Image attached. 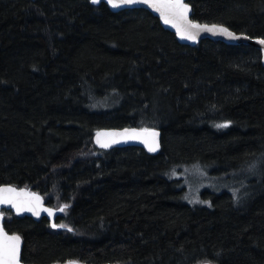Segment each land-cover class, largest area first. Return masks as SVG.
Instances as JSON below:
<instances>
[{"label":"trees","instance_id":"16d2710c","mask_svg":"<svg viewBox=\"0 0 264 264\" xmlns=\"http://www.w3.org/2000/svg\"><path fill=\"white\" fill-rule=\"evenodd\" d=\"M188 3L194 21L264 38V0ZM126 126L159 128V153L94 146L96 130ZM179 165H205L239 190L203 191L209 205L192 206ZM4 184L59 211L50 221L3 210L28 264H264L259 50L180 43L142 8L0 0Z\"/></svg>","mask_w":264,"mask_h":264},{"label":"snow or ice","instance_id":"6c2138e0","mask_svg":"<svg viewBox=\"0 0 264 264\" xmlns=\"http://www.w3.org/2000/svg\"><path fill=\"white\" fill-rule=\"evenodd\" d=\"M93 4L100 3V0H92ZM107 3L112 8H118L122 5H128L133 3H145L150 7H153L160 13L161 19L165 24L171 23L173 27H176L177 34L181 38L195 39L196 32L208 31V32H219L231 38H238L236 34L229 31L228 28L222 25H201L197 22L188 19L189 6L184 0H107ZM179 21V23H177ZM183 25V27L181 26ZM247 38V37H245ZM257 43L264 46V38H258ZM229 122L219 124L217 127H227ZM126 135L128 139H140L142 143L148 148L149 152L156 151L158 143L156 137L159 135L158 132L149 129H142L140 132L133 129L131 132L125 129L124 133H96V143L101 147L107 148L110 146L108 141L102 140V136H120ZM113 139L111 143H116ZM39 200L38 196L33 195L31 199L20 200L19 194L11 186L0 187V204L9 205L16 210L19 214L22 211H30L33 215H39ZM67 205L64 206L66 208ZM52 215L50 209H45ZM63 211V208L61 209ZM4 213L0 212V219H2ZM53 228L66 227V225L53 224ZM72 231L71 228L68 229ZM20 242L21 237L17 234L8 235L0 226V264H20ZM67 264H79L78 261H69Z\"/></svg>","mask_w":264,"mask_h":264},{"label":"water","instance_id":"95a60500","mask_svg":"<svg viewBox=\"0 0 264 264\" xmlns=\"http://www.w3.org/2000/svg\"><path fill=\"white\" fill-rule=\"evenodd\" d=\"M188 1L189 0H184V2L186 4H188V6H189L188 19L191 21H194V20H192V17H191V14H192L191 6L188 3ZM90 2L92 3V0H90ZM101 2L108 5L107 0H100V3ZM98 4H94V5H98ZM108 7L112 11H115V12L120 11V10H125V9H137V8L146 9L159 19L160 24L165 29L174 33V35L176 36V38L178 39V41L180 43H183L186 45L194 46L200 40L205 39V38L210 39V40H214V41H222V42H224L226 44H230V45H237V44L251 45V46H253L259 50L260 55H261V61H262V64L264 65V46H261L259 43H257V39L263 38V37H250V36L242 34V33H236L233 30L229 29L228 27H226L222 24H218V23H206V22L201 23L198 21H194V22H197L201 25H214V24L215 25H222V26L228 28L229 31L235 33L236 37H238V38H231V37H228V36H226L222 33H219V32L213 33V32H208V31L196 32L195 39L181 38V36L177 34L176 27H173L171 23L165 24L164 21L161 19L160 13L158 11H156L153 7H150L148 4L133 3V4H128V5H122L118 8H112L109 5H108ZM177 23H179V21H177ZM181 26L183 27V25H181ZM245 37H247V38H245ZM125 129L129 130V132H131V130H133V129L137 130V132H140V130H142V129H149V130H154V131L158 132L159 135L156 137L158 147H157L156 151L149 152L148 148L145 146L144 143L141 142L140 139H128L126 135H120V136H115V137H113V136H102L101 139L108 141L110 144V146L107 148L101 147L99 144L96 143V133L97 132H101V133H124ZM113 139H115L117 142L111 143V141ZM92 141H93L94 146L98 149H101V150H110L113 148H124V147L134 146V147H139V148L143 149L146 153H148L150 155H155V154L159 153V151L161 149V130L159 128L158 129L157 128H141V127H136V126H126V127H121V128H100L94 132V134L92 136ZM3 186H11L12 188H14L16 190V193L19 194L20 200L31 199L33 197V195L38 196L40 198V200H39V215H33L32 212L26 211V210L22 211L18 214L14 208H12L9 205H5V204H0V212H2L3 210H10L11 212H13L17 216H27V217H30L34 220H39L41 218H47L50 221H53V218L55 217V215L59 213L58 210H56L53 207H51L50 205H48L40 195L33 193L31 190H29L25 187H16V186L10 185V184H4V185H1L0 187H3ZM45 209H50L52 211V215H49V213L47 211H45ZM3 221H4V216L2 219H0V226L3 227L4 231L6 233H8L9 236H11L12 234H16V233L8 232L3 226ZM22 243L23 242H22V238H21L20 254H19L20 264H28V263H25L21 260ZM67 262H69V261L58 262V263H53V264H67ZM79 264H91V263L79 262Z\"/></svg>","mask_w":264,"mask_h":264},{"label":"rangeland","instance_id":"374dc122","mask_svg":"<svg viewBox=\"0 0 264 264\" xmlns=\"http://www.w3.org/2000/svg\"><path fill=\"white\" fill-rule=\"evenodd\" d=\"M172 171L174 178H180L184 182L186 190L184 201L192 206L209 205V202L202 198L201 192L203 191L220 192L223 189H228L235 196L237 190H239L236 182H222L220 176L213 173L212 170L205 165L190 167L179 165L175 166Z\"/></svg>","mask_w":264,"mask_h":264},{"label":"bare ground","instance_id":"6f19581e","mask_svg":"<svg viewBox=\"0 0 264 264\" xmlns=\"http://www.w3.org/2000/svg\"><path fill=\"white\" fill-rule=\"evenodd\" d=\"M230 29V28H229Z\"/></svg>","mask_w":264,"mask_h":264}]
</instances>
